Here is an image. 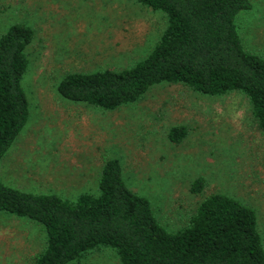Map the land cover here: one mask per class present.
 I'll return each mask as SVG.
<instances>
[{
    "label": "rangeland",
    "instance_id": "rangeland-1",
    "mask_svg": "<svg viewBox=\"0 0 264 264\" xmlns=\"http://www.w3.org/2000/svg\"><path fill=\"white\" fill-rule=\"evenodd\" d=\"M236 16L248 50L264 56V0ZM14 22L33 29L22 86L29 100L24 126L0 159V179L21 190L74 198L96 192L102 163L116 157L123 178L147 196L167 229L183 225L198 202L219 191L252 206L264 243V132L247 98L205 95L181 83L152 85L136 102L102 110L56 90L70 71L119 69L144 58L166 17L133 0H0V33ZM187 127L178 143L174 125ZM204 178L199 193L189 190ZM43 228L0 212V264H31ZM69 264H119L110 247Z\"/></svg>",
    "mask_w": 264,
    "mask_h": 264
},
{
    "label": "trees",
    "instance_id": "trees-1",
    "mask_svg": "<svg viewBox=\"0 0 264 264\" xmlns=\"http://www.w3.org/2000/svg\"><path fill=\"white\" fill-rule=\"evenodd\" d=\"M160 10L166 24L150 52L131 66L66 72L59 95L102 110L138 101L155 84L181 83L205 95L242 93L264 132V56L244 45L236 24L249 0H133ZM33 29L22 22L0 33V159L29 115L22 78L29 65ZM185 125L172 126L178 143ZM204 178L189 190L199 193ZM0 212L27 218L44 231L32 264H69L100 247L115 250L119 264H264V243L255 209L226 193L203 197L186 222L167 229L149 198L128 186L116 157L101 165L96 192L74 198L30 192L0 179Z\"/></svg>",
    "mask_w": 264,
    "mask_h": 264
},
{
    "label": "crops",
    "instance_id": "crops-1",
    "mask_svg": "<svg viewBox=\"0 0 264 264\" xmlns=\"http://www.w3.org/2000/svg\"><path fill=\"white\" fill-rule=\"evenodd\" d=\"M32 264V263H31Z\"/></svg>",
    "mask_w": 264,
    "mask_h": 264
}]
</instances>
